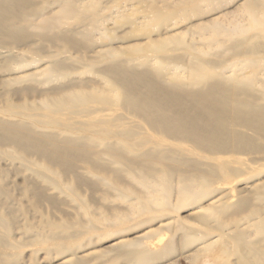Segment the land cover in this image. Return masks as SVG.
<instances>
[{
	"label": "bare ground",
	"instance_id": "bare-ground-1",
	"mask_svg": "<svg viewBox=\"0 0 264 264\" xmlns=\"http://www.w3.org/2000/svg\"><path fill=\"white\" fill-rule=\"evenodd\" d=\"M183 2L114 0L106 15L102 0H0V264H23L30 244L60 255L57 264H89L103 254L82 252L87 234L135 214L145 218L110 230L120 235L110 246L116 260L156 264L178 250L151 242L173 226L182 250H217L219 264H264V180L233 203L215 197L193 209L207 230L173 215L243 176L239 157H229L264 152V0L241 5L248 27L192 26L185 34L199 43L178 31L199 9ZM112 19L120 32L107 27ZM16 187L28 204L12 203ZM82 187L103 191V202L115 191L128 210L97 212ZM62 194L74 212L46 214L43 203L58 210ZM30 208L41 215L38 232ZM18 229L35 238L17 239Z\"/></svg>",
	"mask_w": 264,
	"mask_h": 264
},
{
	"label": "rangeland",
	"instance_id": "rangeland-1",
	"mask_svg": "<svg viewBox=\"0 0 264 264\" xmlns=\"http://www.w3.org/2000/svg\"><path fill=\"white\" fill-rule=\"evenodd\" d=\"M88 1H91V0H86V2H88ZM120 1L124 2V4L129 5L133 0H120ZM179 1H180L179 5L181 7H185L181 3L185 0H159L160 5L161 4L164 5V4H167L170 2L171 3L172 2L179 3ZM188 1H190V2H188ZM188 1L183 2L184 5L187 6V4H190L192 1L193 2L195 1V3L192 2L190 5L192 6V4H196L199 9L197 10V12L195 11L193 13H190V17H192L191 18L192 20L191 19H188V20L180 19L179 20L178 31L181 32L182 34H184L185 37L187 38V40L188 39H194L196 42L199 43L198 34L186 35L185 33L190 28H192V26H195L197 24H208V22H210L211 20H214V19H217V20L223 22L225 25H227L229 27L230 26L233 27V25L234 26L242 25V26L248 27V25H249L250 21H249L248 11L246 12V9L244 10L241 7L243 2H245L246 0H227L225 5H223V6H218L216 4H215L216 5L215 6L212 4V2L206 3V2H203L202 0H188ZM101 8L103 9L102 10L103 13H105L106 15H110L112 13V10L114 9V0H102ZM216 8H218V9H216ZM104 9H105V11H104ZM201 14H202V16H201ZM106 24L110 30L120 32L119 26L114 22L113 19L108 20ZM132 43H134V42H132ZM230 59L233 60V61L228 60V62H230V63L238 60V59H234V58H230ZM260 65H261L260 67L262 69L261 68L258 69L259 72L261 71V73L258 72L259 77H264V62H260ZM80 76L95 77L91 73H85V74H82ZM0 90H1V87H0ZM0 105H2V104L0 103ZM185 146H187V145H185ZM188 146H190V144H188ZM263 153L264 152H262L261 154L260 153L249 154V155L248 154H242L239 156L234 155L232 157H229V159L231 158L232 160H236V157H239V160H237L236 163H234V164L236 167H240V168L244 167L243 171L244 170L245 171L242 173L243 176H240L238 178L231 177V178L226 179L225 181H223L226 184H223V189L220 192L221 194L220 193L214 194L213 196H211V198L202 201L196 207H186V208L182 209L181 211H179L178 213H173V215H175L176 217L182 218L185 223L191 225L194 228H202V229L207 230V228L203 227V225H201L200 222L195 221L196 216L191 215V212L193 211V209L197 208L198 206H200L202 204L205 205L206 203L211 201L212 198H215V197H222L221 199H223L224 201L226 200L228 202L233 203L234 201L237 200V198L233 197V198L229 199L230 196H234V195L237 196L238 194H242V195L248 194L253 185L264 180V155H263ZM253 157L256 158L257 160H255ZM224 158H227V157H224ZM260 158H262L263 160ZM260 160H261V162H260ZM250 161H252V162H250ZM253 161H255V162H253ZM245 163H246V165H245ZM246 167H248V169ZM14 179L15 180L17 179L16 181H22L21 176L18 178L14 177ZM80 191L82 192L84 197L87 199V202L91 204V208L97 212H100V213L101 212H117L118 213V212H124V211L128 210V207H129L128 203L125 202L124 200L120 199V198H117L115 191L111 192V195H113V196H111V199L107 202H103L100 200V197L102 196L103 191H93L87 187H82L80 189ZM13 196H14V200H13L14 202H12V201L11 202L13 204H16V206L20 203L28 204L26 198L24 197L23 193L20 191L19 188H17V187L14 188ZM61 198L64 201V203L62 202V204L59 208V209H61L60 211H59V209L58 210L54 209L49 203H43L42 210L44 209V212L46 214H53L54 216H61L63 211H64L63 214L66 213V211L70 214L73 213L75 203L70 202L69 200L65 201L66 197L63 194H62ZM68 201H69V203H67ZM35 212L36 211L31 209V211L28 212L27 217H28L29 222L34 224L38 228V229L36 228V232H38V230H41V228H40L41 223L40 222H41L42 218H41V215L39 214V212H36V213ZM25 217L26 216H24V215H20L19 219H20L21 224L25 223V221H26ZM143 218H145V215L139 216V215L135 214V215H133V218L131 220H129L125 225L120 226V227L115 226L113 221H111V222L110 221H103L104 222L103 224H100V223L97 224L96 225V231L91 233V234H87L91 237V242H90L91 244H89V246L87 248H85L82 252L87 253V252L96 251V252H101V254H103V256H102V258L99 257L100 259L91 258V261L89 264H93V263L94 264L95 263H97V264H102V263L103 264H131V263H128L126 260H116V259H114V257H112L115 254V251L111 250L110 246L112 243L115 242V240L120 235L112 234V233H110V230L115 232L119 228L120 229L121 228H128L129 229L130 227H132V225L136 224L137 221H139ZM157 226H158V222L155 223L153 227H157ZM149 228H150L149 225H145V226H143L137 230L132 229V230L128 231V233H126L125 235L128 238H133L136 235L143 233L144 231H146ZM227 228H228L229 232L236 230V226L234 224L229 225ZM108 231L110 234L107 233ZM15 233H16L15 237L17 239H23L27 242V244L35 238L34 235H30L29 233L25 232L22 229H18L17 231H15ZM87 235L84 234V236H87ZM178 238H180V232H178L176 230V228L173 226H170L169 228L161 229V231L160 230L158 231L157 235H155V237L152 239L151 242L158 243V244H160V246H164V244H167V243H170L171 241H173V242H176L175 245H176V248L178 250H176L172 254L167 255L166 258L156 262V264H219L220 261L222 260V259H219V255H218L217 250L212 252V253H209V254H203L201 252H198L197 250L195 251L194 248H192V247L190 249H187V250H182V248H181L182 246H180L181 244H180V242H178V241H180ZM252 238H253V240H256L255 234L252 235ZM34 249H38V247L36 245H31V244L24 249V251H23V257H24L23 258V264H57L58 263V259H59L60 255L57 256L55 252H53V254L49 256V255H47V253L44 249L39 250L37 253L33 252ZM229 258H231L230 260L235 259L234 256L229 257ZM110 259H111V261H110Z\"/></svg>",
	"mask_w": 264,
	"mask_h": 264
}]
</instances>
